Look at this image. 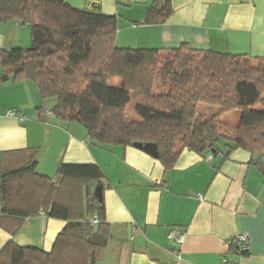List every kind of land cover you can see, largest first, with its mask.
Here are the masks:
<instances>
[{
	"label": "trees",
	"instance_id": "16d2710c",
	"mask_svg": "<svg viewBox=\"0 0 264 264\" xmlns=\"http://www.w3.org/2000/svg\"><path fill=\"white\" fill-rule=\"evenodd\" d=\"M170 0H153L144 24H161ZM26 24L27 48H0L3 74L13 82L31 81L42 100H55L56 119L78 122L101 145L154 143L165 171L180 151H219L232 143L264 161V64L246 55L201 50L181 44L167 50L168 88L154 93L159 49L115 45L116 15L72 7L64 0H0V21ZM199 104L217 107L208 119L196 118ZM132 110L131 115L128 111ZM239 111L234 137L213 122ZM36 149L0 152V217L22 221L44 215L65 221L50 251L8 241L0 264H89L93 233H108L102 198L95 186L103 171L93 163H60L53 178L36 173ZM91 217L98 222L92 225ZM244 251L242 253H246Z\"/></svg>",
	"mask_w": 264,
	"mask_h": 264
},
{
	"label": "crops",
	"instance_id": "0c3cea01",
	"mask_svg": "<svg viewBox=\"0 0 264 264\" xmlns=\"http://www.w3.org/2000/svg\"><path fill=\"white\" fill-rule=\"evenodd\" d=\"M64 2L116 15L117 47L159 49L158 60L164 61L165 69L161 77L166 81H156V75L155 92L164 91L169 82L167 50L181 44L246 55L264 64V0H170L172 11L161 24H144L153 0ZM30 43L26 24L0 21V48H25ZM3 75L0 66V152L36 149L35 171L50 178L60 163H93L103 171L108 233L104 245L95 246L94 264H170L173 257L167 234L171 229L185 233L182 264H225L226 260L264 264V174L254 163L259 156L241 148L229 150L232 143L222 139L210 161L209 153L182 149L174 167L165 171L160 161L142 149L98 144L80 123L46 116L45 109L51 110L55 100H42L31 81L16 83L7 75L2 80ZM7 110L22 113L24 120L6 115ZM215 111L199 104L196 118L208 119ZM238 116L234 115L236 123ZM213 124L220 130L218 123ZM234 125L228 123L229 130ZM221 133L234 137V133ZM64 225V220L44 215L20 222L0 217V250L12 241L50 251ZM237 234L248 237L246 253L232 243Z\"/></svg>",
	"mask_w": 264,
	"mask_h": 264
},
{
	"label": "built area",
	"instance_id": "2783aa9c",
	"mask_svg": "<svg viewBox=\"0 0 264 264\" xmlns=\"http://www.w3.org/2000/svg\"><path fill=\"white\" fill-rule=\"evenodd\" d=\"M44 113L48 117L54 116L52 110L49 109H45ZM6 115L15 116L19 121L24 120L23 114L16 112L14 110H7ZM211 158H212V154L209 153L207 156V160L210 161ZM89 222L92 225H95L98 222V220L92 217L89 219ZM167 238L171 244L170 252L173 257L170 264H182L181 247L185 239V233L178 231L176 229H171L167 234ZM248 242H249L248 237L244 234H237L232 239V243L234 244L235 248L241 253L248 250ZM225 264H236V263L226 260Z\"/></svg>",
	"mask_w": 264,
	"mask_h": 264
},
{
	"label": "water",
	"instance_id": "95a60500",
	"mask_svg": "<svg viewBox=\"0 0 264 264\" xmlns=\"http://www.w3.org/2000/svg\"><path fill=\"white\" fill-rule=\"evenodd\" d=\"M27 49H29V47H27ZM2 80H6L7 76L3 75L1 77ZM134 147H137L139 149H142L144 151H146L147 153H149L152 156L156 155V145L154 143H138L135 142L133 144ZM254 163L258 166V168L262 171V173L264 174V161L262 157H256L254 159ZM97 196L99 198H102V184H99L98 186V190H97ZM106 239L105 236L101 233H93L89 238H88V242L93 245V246H103L105 243ZM95 263V255H94V249L90 252V260H89V264H94Z\"/></svg>",
	"mask_w": 264,
	"mask_h": 264
},
{
	"label": "rangeland",
	"instance_id": "374dc122",
	"mask_svg": "<svg viewBox=\"0 0 264 264\" xmlns=\"http://www.w3.org/2000/svg\"><path fill=\"white\" fill-rule=\"evenodd\" d=\"M25 48H27V47H25ZM169 62V61H168ZM158 67H157V71H156V74H155V76L157 75V77H156V81H158L159 80V82H162V83H164V81H166V78H162L161 77V75L162 76H164L165 75V69H164V61L162 60V59H159L158 60ZM253 65H258L256 62H253ZM171 69V67L169 68V70ZM166 72H168V71H166ZM167 78H168V76H167ZM164 79V80H163ZM158 88H160V87H158ZM165 90L164 91H162V92H155L154 91V89H153V92L154 93H163V92H165L166 90H167V88H168V83H167V85H165ZM49 100L51 99V100H54L53 98H48ZM47 99V100H48ZM209 106V105H208ZM209 107H212L213 109H214V111H215V109H216V107L215 106H209ZM131 112H132V110H129L128 111V115H131ZM205 112V111H204ZM204 112H202V113H204ZM214 114V113H213ZM235 114H237V115H239V111L238 110H233V111H230L229 113H227L226 115V118L223 120V119H221V117L220 118H218V119H216L215 121H214V123H218V128L221 130H217L218 131V133H221V132H224V133H230V134H232V133H234L235 134V129H236V126H237V123H236V120H235V117H234V115ZM239 117V116H238ZM238 120H239V118H238ZM233 122L235 123V125L233 126V130L232 129H230L229 130V128H228V123H229V126H232L233 125ZM221 123H223V125L221 124ZM226 124H227V126H226ZM222 134V133H221Z\"/></svg>",
	"mask_w": 264,
	"mask_h": 264
}]
</instances>
